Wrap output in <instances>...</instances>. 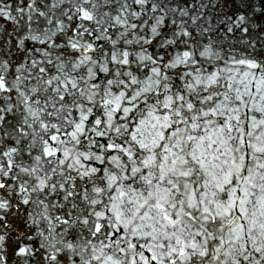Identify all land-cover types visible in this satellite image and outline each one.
I'll use <instances>...</instances> for the list:
<instances>
[{"label":"snow or ice","instance_id":"snow-or-ice-1","mask_svg":"<svg viewBox=\"0 0 264 264\" xmlns=\"http://www.w3.org/2000/svg\"><path fill=\"white\" fill-rule=\"evenodd\" d=\"M0 264H264V0H0Z\"/></svg>","mask_w":264,"mask_h":264}]
</instances>
